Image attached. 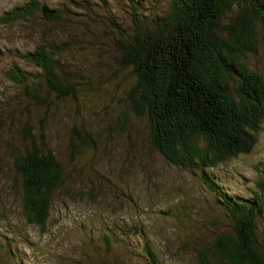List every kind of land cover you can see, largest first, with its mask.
<instances>
[{"label": "trees", "instance_id": "16d2710c", "mask_svg": "<svg viewBox=\"0 0 264 264\" xmlns=\"http://www.w3.org/2000/svg\"><path fill=\"white\" fill-rule=\"evenodd\" d=\"M114 1L123 19L112 14L104 38L95 36L89 44L110 51L106 64L114 72L134 76L135 83L125 91V108L146 120L150 146L168 164L195 175L215 207L228 213L233 223V234L195 250L197 263L264 264V161L242 196L227 187L228 183L232 190L238 188L229 174L219 175L229 161L251 155L263 131L264 79L246 58L264 42V0ZM74 7L72 0H61L55 9L29 0L4 14L1 23L12 25L34 16L47 22H71ZM71 38L59 44L41 42L25 52L23 62L36 72L14 64L7 74L28 102L45 109L39 141L28 122L22 127L20 145H9L23 221L40 233L46 230L55 195L61 190L69 194L76 178L45 141L42 132L48 110L76 101V95L86 89L85 67L94 75L97 66L63 60ZM127 121L124 114L117 128H126ZM71 133V159L95 148L90 134L77 129ZM7 234L0 239V248L7 254L4 259L14 257L22 264L23 258L13 248L15 233ZM98 242L105 259L111 260L105 264H130L132 258L140 264H163L145 229L130 218L109 226Z\"/></svg>", "mask_w": 264, "mask_h": 264}, {"label": "rangeland", "instance_id": "374dc122", "mask_svg": "<svg viewBox=\"0 0 264 264\" xmlns=\"http://www.w3.org/2000/svg\"><path fill=\"white\" fill-rule=\"evenodd\" d=\"M28 1L0 0V239L5 232L8 237L12 236L9 231L15 233L13 248L23 258L22 264H105L111 260L105 259L98 241L109 226L130 218L145 229L161 263L198 264L195 250L210 247L219 236L233 234V223L228 213L215 207L195 175L168 164L150 146L146 120L125 108V91L135 83L134 76L123 70L114 72L107 65L110 51L101 44L94 48L89 44L95 36L104 38L112 14L123 19L121 8L114 0H72L76 15L71 22H47L34 16L2 25L4 14ZM39 2L55 9L61 0ZM66 37L72 40L63 60L97 66L94 75L83 68L86 89L81 88L76 101L58 103L57 110H48L42 132L45 141L76 178L69 194L61 190L55 195L46 230L40 233L23 221L9 145H20L22 127L28 122L39 141L45 109L28 102L7 74L14 64L36 72L23 62V54L41 42L59 44ZM246 62L264 79V42ZM123 113L127 126L117 128ZM75 129L90 134L95 142V148L77 160L68 156ZM262 129L251 155L233 159L220 170V177L229 174L232 185L238 186L232 190L226 176L224 182L235 195H245L252 187L249 182L264 161V126ZM4 256L6 251L0 248V264H18L14 257L7 261ZM129 263L140 264L135 258Z\"/></svg>", "mask_w": 264, "mask_h": 264}]
</instances>
